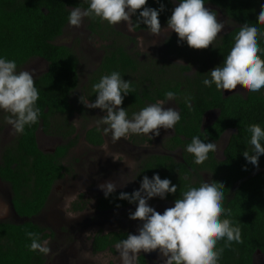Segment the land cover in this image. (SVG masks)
I'll return each mask as SVG.
<instances>
[{
    "label": "trees",
    "instance_id": "obj_1",
    "mask_svg": "<svg viewBox=\"0 0 264 264\" xmlns=\"http://www.w3.org/2000/svg\"><path fill=\"white\" fill-rule=\"evenodd\" d=\"M159 3L164 4V11L158 16L162 27L167 25L177 0H159ZM159 3L147 0L145 6L156 9ZM207 5L221 12L233 27L219 34L213 46L206 49H193L186 42L178 44L176 35L169 36L165 41L167 49L184 54L185 65L140 59L122 45L123 40L131 38L119 31L117 25L109 26L99 18H86L89 32L108 43L99 64L72 99V93L79 87L78 57L72 47L57 44L55 39L68 24L69 11L77 6L86 8L85 0H0V56L15 60L17 69L32 58H41L47 64L45 71L34 77V86L39 92L37 123L26 126L22 134L16 133L0 153V180L9 186L12 210L24 219L21 223L0 220V264H44L42 253L29 251L31 240L25 233H37L41 240L53 235L32 218L45 208L53 185L67 171L63 160L77 141L72 137L74 127L69 116L72 112L87 110L79 98L83 96L94 102L93 84L112 71L120 72L124 80L131 82V92L120 106L126 109L129 118L149 104L166 101V92L176 94L174 100L181 119L172 129L165 147L177 149L178 158L168 154L149 155L142 162L139 175L151 179L158 174L161 179L168 178L177 186V192L166 194L165 199L173 202L190 186L199 187L209 180L223 181L222 206L230 209L231 215L222 214L221 218L239 224L242 242H232L226 247L224 239L218 241L216 247L223 249L218 264H253L256 251L264 264V154L259 157L256 171L242 155L251 148L247 127L259 124L264 128V87L258 92L247 91L245 95L237 92L224 95L214 84L205 87L202 83L203 79H210L208 72L223 62L241 25L245 22L260 24L256 18L260 0H205ZM141 10H137V15ZM131 19L135 22L137 16ZM259 28L264 31V24ZM134 31L149 30L141 24ZM258 43L264 49V37H260ZM187 95L193 98L191 110L184 104ZM212 111H216L215 117L205 124V115ZM39 128L47 134H58L63 142L50 151L41 150L36 140ZM226 130H231V134L222 158L217 159L214 152H210L206 161L195 164L194 156L185 150L191 138L199 136L205 142L215 143ZM85 137L94 144L102 143L96 128L88 130ZM120 192L132 193L115 191L108 198L103 194L97 198L96 207L108 210L132 205L118 199ZM129 233L125 230L97 232L92 238V251L112 252L114 245L126 239ZM136 260L138 264H146L142 255Z\"/></svg>",
    "mask_w": 264,
    "mask_h": 264
},
{
    "label": "clouds",
    "instance_id": "obj_2",
    "mask_svg": "<svg viewBox=\"0 0 264 264\" xmlns=\"http://www.w3.org/2000/svg\"><path fill=\"white\" fill-rule=\"evenodd\" d=\"M159 3V0H156ZM86 8H72L68 15L70 26L80 27L85 18H99L109 26L119 25L122 21L129 32L137 25L143 24L151 34L159 36L164 30L169 34L174 32L178 44L186 42L193 49H206L213 46L218 33L224 24L218 22L217 13L205 7V0H177L165 28H161L158 16L164 11V4L154 9L145 6L147 0H85ZM139 11L137 15V10ZM137 16L135 22L131 17ZM259 25L264 24V0H260V11L257 15ZM256 23L245 22L234 37V44L223 62L212 68L209 78L203 79L205 87H212L223 93L232 91L238 84L246 86L249 92H258L264 87V49L258 43L264 37ZM260 53V55H258ZM175 64H182L177 61ZM183 65V64H182ZM34 72L17 70L15 60L0 56V110L10 113L6 122L17 134H22L26 126L37 123L40 109L36 106L39 98L38 89L34 86ZM96 94L94 102H89L83 96L79 98L88 109H100L104 115L93 121L96 130L104 135L111 134L113 141L127 138L129 134L159 135V129H173L180 121V113L173 107L165 108V100L143 107L129 118L126 109L120 107L124 98L131 92V82L122 78L118 71L100 77L93 84ZM175 93H165L167 101L175 99ZM193 98L184 97V104L191 110ZM103 126V127H101ZM251 134L250 151L242 155L247 163L258 167L259 157L264 154V128L259 124L247 127ZM214 142H205L199 136H193L187 144L186 151L194 156V163L199 165L208 159L210 152H215ZM246 170V169H245ZM130 182V181H128ZM118 185L113 180L99 184L104 197L114 193ZM224 182L209 180L199 187L190 186L174 206L166 208L163 213L149 206L148 201L158 197L165 199L166 194L177 192V186L168 178L161 179L154 174L151 179L143 176L139 188L131 194L120 192L118 199L135 204V211L129 213V219L139 220L138 234L127 235L126 239L117 242V250L121 264H135L137 254L159 249L166 259L164 264H218L223 249L217 248V242L225 240L228 247L232 242L241 243V228L229 218L230 209L222 206ZM74 197L66 198L68 203ZM6 211V207H5ZM31 240L29 251H39L47 254L50 251L49 241L41 240L39 234L26 232ZM258 252V251H256ZM256 254V253H255Z\"/></svg>",
    "mask_w": 264,
    "mask_h": 264
},
{
    "label": "rangeland",
    "instance_id": "obj_3",
    "mask_svg": "<svg viewBox=\"0 0 264 264\" xmlns=\"http://www.w3.org/2000/svg\"><path fill=\"white\" fill-rule=\"evenodd\" d=\"M206 8L217 13V20L224 24L221 34L233 27V24L216 8L207 5ZM166 25L161 28H165ZM117 29L126 37L122 45L130 48V51L143 60H157L170 63L182 61L184 54L171 53L165 45L166 39L174 32L166 30L159 36H154L149 31L129 32L125 22L117 25ZM177 36V35H176ZM57 44H64L72 47L79 62V87L72 93V99L79 93L80 87L84 86L88 75L97 67L104 52V46L108 43L92 35L87 28L86 18L80 27L67 24L63 33L55 39ZM46 62L41 58H32L17 70L34 72L36 77L46 69ZM194 69V67H193ZM192 69V70H193ZM233 91L245 95L246 86L238 84ZM225 92H231L225 90ZM165 108L173 107L177 110L175 100L167 101ZM11 114L0 110V151L7 144L11 143L16 133L11 125L6 122V117ZM104 113L100 109H88L81 112H72L68 120L74 125L78 142L64 158L63 163L67 169L63 178L56 181L48 197L45 208L32 220L51 231L52 236L45 240L49 241L50 251L43 254L44 264H121L117 250L92 253L91 240L97 232L107 233L117 230H128L131 234H138L140 227L139 220L129 219V213L135 211V205L99 211L96 207V199L103 192L98 185L108 180H113L118 185L127 183L124 187H117L116 191H131L139 188L142 176L139 175L141 163L153 154L165 153L164 142L171 135L172 129H159V135L150 137L144 134H129L127 138H120L113 141L111 134L103 135V143L100 146H91L83 138V130L94 126L93 121L99 119ZM216 111L205 115V124H208L215 117ZM53 127V125H52ZM103 127V126H101ZM231 130L224 132L215 144L217 149L214 155L217 159L222 158V151L227 142ZM145 139H142L144 138ZM36 140L39 148L43 151H50L57 144L63 141L58 134H45L38 129ZM178 158L176 153L172 154ZM259 167H254L258 170ZM205 181L207 175L204 174ZM74 197L70 203L66 198ZM82 202V203H81ZM149 206L156 211L163 213L166 208L174 206L173 201L162 200L158 197L148 201ZM84 206V207H83ZM6 207V211H5ZM82 207V208H80ZM0 220H9L14 223H21L24 219L18 217L10 205L9 186L0 180ZM146 264H164L165 257L160 254L159 249L151 252H141ZM137 259V257H136ZM137 263V260L135 261ZM253 264H262V256L259 252L253 256Z\"/></svg>",
    "mask_w": 264,
    "mask_h": 264
},
{
    "label": "flooded vegetation",
    "instance_id": "obj_4",
    "mask_svg": "<svg viewBox=\"0 0 264 264\" xmlns=\"http://www.w3.org/2000/svg\"><path fill=\"white\" fill-rule=\"evenodd\" d=\"M98 38V37H97ZM224 92H225V90H223V94H224ZM232 92H235V91H231V92H227L228 94H230V93H232ZM225 95V94H224ZM83 112H85V110L83 111ZM83 112H81V113H83ZM213 112V111H212ZM209 113V112H208ZM207 115V114H206ZM204 123H205V117H204ZM73 127H74V125H73ZM91 128H96L95 126H91V127H89V128H85L84 130H83V138H84V140H85V142L86 143H88L89 145H91V146H95V147H97V146H100V145H102V143H103V135H102V131H99V133H100V136H101V138H102V143L101 144H94V143H92L91 141H89V140H86V135H87V131L88 130H90ZM40 130H41V128H39ZM51 129V128H50ZM226 131H228V130H226ZM225 131V132H226ZM224 133V132H223ZM45 134H47V133H45ZM171 135H172V133H171ZM170 135V136H171ZM169 136V137H170ZM72 137L75 139V138H77V141L75 142V145L77 144V142H78V135L76 134V130H75V127H74V132L72 133ZM168 137V138H169ZM168 138L165 140V142H164V148H165V153H163V154H168V155H172L173 153H176V155H177V153H178V150L177 149H173V150H168L166 147H165V145L167 144L166 143V141L168 140ZM142 139H145V137L144 138H142ZM63 142V141H62ZM10 143H7L4 147H6L7 145H9ZM74 145V146H75ZM3 147V148H4ZM2 148V149H3ZM2 149H1V151H2ZM72 149V148H71ZM70 149V150H71ZM1 151H0V153H1ZM70 152V151H69ZM68 155V154H67ZM66 155V156H67ZM173 156V155H172ZM174 157V156H173ZM175 158V157H174ZM64 164V163H63ZM142 164V163H141ZM141 167V166H140ZM120 191V190H119ZM124 191H126V190H124ZM131 192V191H130ZM51 193V192H50ZM50 195V194H49ZM103 195V194H102ZM49 197V196H48ZM98 197H100V196H98ZM97 197V198H98ZM97 200V199H96ZM164 200H167V199H164ZM167 201H170V200H167ZM82 203V202H81ZM132 205H135V204H132ZM132 205H126V206H122V207H129V206H132ZM84 207V206H83ZM122 207H118V208H122ZM118 208H111V209H118ZM111 209H108V210H111ZM99 211H107V210H99ZM125 231H128V230H125ZM92 238H93V236H92ZM91 242H92V240H91ZM91 251H92V243H91ZM104 251H109V250H103V251H99V252H93L92 251V253H100V252H104ZM143 256V255H142ZM144 258V257H143ZM145 261V260H144Z\"/></svg>",
    "mask_w": 264,
    "mask_h": 264
},
{
    "label": "water",
    "instance_id": "obj_5",
    "mask_svg": "<svg viewBox=\"0 0 264 264\" xmlns=\"http://www.w3.org/2000/svg\"><path fill=\"white\" fill-rule=\"evenodd\" d=\"M225 95H227L228 93L227 92H224Z\"/></svg>",
    "mask_w": 264,
    "mask_h": 264
}]
</instances>
